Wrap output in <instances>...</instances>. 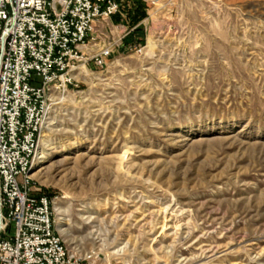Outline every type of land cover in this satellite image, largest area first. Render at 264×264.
Listing matches in <instances>:
<instances>
[{
	"label": "rangeland",
	"instance_id": "374dc122",
	"mask_svg": "<svg viewBox=\"0 0 264 264\" xmlns=\"http://www.w3.org/2000/svg\"><path fill=\"white\" fill-rule=\"evenodd\" d=\"M141 1L51 94L32 188L99 264H264V0Z\"/></svg>",
	"mask_w": 264,
	"mask_h": 264
},
{
	"label": "built area",
	"instance_id": "2783aa9c",
	"mask_svg": "<svg viewBox=\"0 0 264 264\" xmlns=\"http://www.w3.org/2000/svg\"><path fill=\"white\" fill-rule=\"evenodd\" d=\"M123 3L0 0V264H99L98 253L66 247L52 199L32 188L29 174L51 94L106 68L121 37L106 40L104 26Z\"/></svg>",
	"mask_w": 264,
	"mask_h": 264
},
{
	"label": "trees",
	"instance_id": "16d2710c",
	"mask_svg": "<svg viewBox=\"0 0 264 264\" xmlns=\"http://www.w3.org/2000/svg\"><path fill=\"white\" fill-rule=\"evenodd\" d=\"M126 1V2H125ZM125 4L129 3L130 6L126 9L128 23L135 25L137 22L146 17V10L141 0H124ZM46 194V193H45ZM48 195V194H47ZM50 198L51 196L48 195Z\"/></svg>",
	"mask_w": 264,
	"mask_h": 264
},
{
	"label": "bare ground",
	"instance_id": "6f19581e",
	"mask_svg": "<svg viewBox=\"0 0 264 264\" xmlns=\"http://www.w3.org/2000/svg\"><path fill=\"white\" fill-rule=\"evenodd\" d=\"M51 98V97H50ZM36 158V157H35ZM35 164V163H34ZM34 166V165H33Z\"/></svg>",
	"mask_w": 264,
	"mask_h": 264
}]
</instances>
